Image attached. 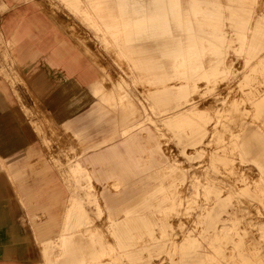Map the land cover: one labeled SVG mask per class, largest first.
I'll return each mask as SVG.
<instances>
[{"label":"rangeland","instance_id":"374dc122","mask_svg":"<svg viewBox=\"0 0 264 264\" xmlns=\"http://www.w3.org/2000/svg\"><path fill=\"white\" fill-rule=\"evenodd\" d=\"M13 1L79 38L119 94L92 98L105 122L85 110L74 128L86 136L45 141L59 234L33 231L24 211V264H264V0Z\"/></svg>","mask_w":264,"mask_h":264},{"label":"crops","instance_id":"0c3cea01","mask_svg":"<svg viewBox=\"0 0 264 264\" xmlns=\"http://www.w3.org/2000/svg\"><path fill=\"white\" fill-rule=\"evenodd\" d=\"M34 3L37 2L0 0V71L4 70L13 82L0 75V264H24L29 256L32 240L22 222L24 211L31 228L42 227L43 231L48 222L59 234L64 195L55 180V170H50L45 158L44 143H50V133L59 135L61 130L74 136L85 135L74 128L85 110L95 114V121L105 122L92 98L101 96L105 102L113 103L115 96L119 97L114 87L116 93L103 91L104 74L96 73L83 58L85 55L96 63L97 55L87 51L76 36L72 35L73 42L64 37L53 18L40 13ZM14 77L22 84L15 83ZM36 109L40 116L35 114ZM138 123L136 119V130L141 127ZM129 130L126 127L123 136ZM107 138L108 133L102 140ZM102 140L93 144L100 145ZM50 148L57 152L55 144ZM98 160L107 163L108 156L90 155L86 161ZM75 169L86 170L78 162ZM69 201L68 210L80 205L86 212L76 197ZM37 211L44 217L41 222L35 220ZM34 233L41 241L42 235Z\"/></svg>","mask_w":264,"mask_h":264},{"label":"bare ground","instance_id":"6f19581e","mask_svg":"<svg viewBox=\"0 0 264 264\" xmlns=\"http://www.w3.org/2000/svg\"><path fill=\"white\" fill-rule=\"evenodd\" d=\"M89 259V258H88Z\"/></svg>","mask_w":264,"mask_h":264}]
</instances>
